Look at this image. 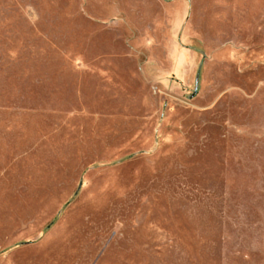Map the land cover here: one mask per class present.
Listing matches in <instances>:
<instances>
[{
  "label": "rangeland",
  "instance_id": "374dc122",
  "mask_svg": "<svg viewBox=\"0 0 264 264\" xmlns=\"http://www.w3.org/2000/svg\"><path fill=\"white\" fill-rule=\"evenodd\" d=\"M0 264H264V0H0Z\"/></svg>",
  "mask_w": 264,
  "mask_h": 264
}]
</instances>
